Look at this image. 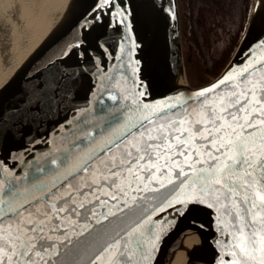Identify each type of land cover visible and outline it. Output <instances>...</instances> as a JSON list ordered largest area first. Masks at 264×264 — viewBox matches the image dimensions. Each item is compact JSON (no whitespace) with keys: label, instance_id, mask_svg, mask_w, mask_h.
<instances>
[{"label":"water","instance_id":"obj_1","mask_svg":"<svg viewBox=\"0 0 264 264\" xmlns=\"http://www.w3.org/2000/svg\"><path fill=\"white\" fill-rule=\"evenodd\" d=\"M114 4L56 0L44 35L0 87V187L5 193L14 188L21 203L40 197L41 188L60 186L90 156L104 157L101 150L125 131L130 117L135 121L143 114H155V118L161 109L171 114L181 105L197 106L204 99L197 93L229 73L237 80L243 79L239 74L245 69V76L264 75V0H254L225 68L200 86L192 85L187 75L179 0H114ZM181 75L184 83L177 80ZM53 80L55 93L47 87L37 91ZM229 87L221 85L215 92ZM169 104L177 107L169 109ZM173 181L179 185L175 176ZM178 191L166 184L159 191L143 193L136 205L107 220H92L82 235L72 237L62 261L89 264L117 233L139 226L137 236L147 259L137 252L131 264H170L181 233L194 221L203 231L206 263L231 264L238 259L235 210L208 207L210 201L181 205L175 198ZM120 244L123 248L124 241ZM116 255L115 249L104 251L98 264H113Z\"/></svg>","mask_w":264,"mask_h":264},{"label":"snow or ice","instance_id":"obj_2","mask_svg":"<svg viewBox=\"0 0 264 264\" xmlns=\"http://www.w3.org/2000/svg\"><path fill=\"white\" fill-rule=\"evenodd\" d=\"M105 3L115 7L114 0ZM247 72L239 74L242 80L229 73L197 93L204 97L197 106L181 105L171 114L161 109L155 118L130 117L125 131L101 150L107 159L90 156L54 190L39 189L40 197L21 203L14 188L5 193L0 187V264H65L62 252L89 222L107 220L166 184L179 189L175 198L181 205L210 201L208 207L234 209L241 256L231 264H264V75ZM226 84L230 87L215 92ZM43 87L57 91L54 80L37 91ZM138 232L139 226L117 233L89 264H98L103 252L113 249V264H131L137 252L143 253Z\"/></svg>","mask_w":264,"mask_h":264},{"label":"trees","instance_id":"obj_3","mask_svg":"<svg viewBox=\"0 0 264 264\" xmlns=\"http://www.w3.org/2000/svg\"><path fill=\"white\" fill-rule=\"evenodd\" d=\"M253 0H179L189 81L200 86L227 65L245 31Z\"/></svg>","mask_w":264,"mask_h":264},{"label":"bare ground","instance_id":"obj_4","mask_svg":"<svg viewBox=\"0 0 264 264\" xmlns=\"http://www.w3.org/2000/svg\"><path fill=\"white\" fill-rule=\"evenodd\" d=\"M55 2L18 0L9 7L7 0H0V87L44 35L56 11ZM177 80L186 81L183 75ZM204 245L200 223H190L179 237L170 264H208L202 258Z\"/></svg>","mask_w":264,"mask_h":264},{"label":"rangeland","instance_id":"obj_5","mask_svg":"<svg viewBox=\"0 0 264 264\" xmlns=\"http://www.w3.org/2000/svg\"><path fill=\"white\" fill-rule=\"evenodd\" d=\"M7 1H8V4H10L9 7H15L16 4L18 3V0H7ZM253 2H254V0H253ZM253 2H252V4H253ZM5 13H8L7 10Z\"/></svg>","mask_w":264,"mask_h":264}]
</instances>
